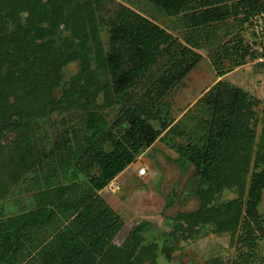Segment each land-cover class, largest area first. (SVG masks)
<instances>
[{"label": "trees", "instance_id": "16d2710c", "mask_svg": "<svg viewBox=\"0 0 264 264\" xmlns=\"http://www.w3.org/2000/svg\"><path fill=\"white\" fill-rule=\"evenodd\" d=\"M147 1L179 20L183 40L115 0H0V140L4 131L12 134L6 145L0 142V197L14 186L29 192L31 204L16 211L11 207L17 199L0 205V264L153 261L157 244L145 241L146 222L133 227L140 233H132L124 247L105 253L124 220L99 191L158 137L178 152L182 169L184 163L193 166L199 200L193 210L176 211L163 235L180 242L194 239L191 224H209L216 233L239 226L236 241L246 247L239 256L253 259L254 230L262 232L264 219L258 212L264 112L257 131L248 121L247 92L220 78L177 120L166 97L199 62L198 49L208 52L217 77L262 55L240 31L247 21L252 26L263 0ZM64 19L77 26V33L70 32L81 42L62 56L44 38ZM86 26L93 32L89 39ZM71 57L78 70L63 80L59 69ZM45 58L55 63L52 71ZM55 88L61 99L52 95ZM100 91L103 101L96 104ZM108 107L109 117L101 112ZM55 109L80 114L40 129ZM225 188L237 196L220 200ZM172 249L164 245L160 251Z\"/></svg>", "mask_w": 264, "mask_h": 264}, {"label": "rangeland", "instance_id": "374dc122", "mask_svg": "<svg viewBox=\"0 0 264 264\" xmlns=\"http://www.w3.org/2000/svg\"><path fill=\"white\" fill-rule=\"evenodd\" d=\"M115 1L123 3L135 11L149 17L159 25L166 27L180 40H183V33L180 30L181 23L179 20L176 17L167 16L161 13L147 0ZM262 18H264V15ZM244 26V29L240 31L244 42H247L252 47L260 45V40L257 38L255 39L251 30L250 21H247ZM76 29L77 26L74 27L73 23L68 19H64L58 29L54 30L52 35L50 34V36H46L44 39L49 45H52V47L55 46V49L60 52V55H69L71 53H69V50L76 49L81 42L80 38L73 35V33L78 31ZM88 29L89 27L86 26V30ZM70 31H73V33ZM85 32H87L85 37L87 36L88 39L91 38L92 35L90 34L93 33L91 29ZM98 34L102 43L105 45L104 32L100 30ZM198 51L202 55L199 62L186 75L182 84L172 89L166 97L167 101H169L170 111L174 119L177 120L184 110L189 107L205 89L220 78L247 92L245 101L248 121L253 128L258 131L260 126L259 118H261V115L264 112V64H262L264 62L256 59L248 60L246 63L232 67L228 72L217 77L215 70L211 65L208 52L205 49H198ZM262 55L264 57V52H262ZM53 65H55V63H47L45 58L44 66L48 71H52ZM59 70L61 78L63 80L68 79L70 75L77 72L78 60L71 57V59H68L64 65H61ZM52 95L59 99L61 96L60 88L53 89ZM102 101L103 95L102 91H100L95 97V103L100 104ZM68 112L69 113H60L58 109H55L49 113L48 117H46L49 119L45 118V122L38 124V127H40V129L43 127L49 128L53 123H58V126H62V119L65 120L70 116L78 118V114H80H75L77 112H74L73 110H69ZM101 112L107 113L109 117L112 116L113 110L108 107L103 108ZM11 139L12 134L9 131H4L0 142L3 145H6ZM169 139H173V141L177 143L186 142L185 136L179 137L170 135ZM153 150L154 148L149 150V152L154 153L155 150ZM170 153H175V157L178 156L177 158L181 157L175 152L174 148L170 150ZM174 158H165V161H162L161 163L162 168L156 165V170L160 176L155 181L147 182L145 184V182L142 180L141 182L138 177H135L137 179H135L136 181L133 178L132 182L126 187L127 192L125 191V193L130 194L126 197H123L125 196L123 192L121 195L119 193L121 190V180L117 177H115V181L118 182L119 188H116L114 191H109L106 188L108 192L115 193L113 195H116V203L119 204L117 209L124 218L125 225L113 237L110 245L105 249V253H111L112 251L114 252L113 249L124 247L127 242L126 240H129L132 233L136 232L134 231L136 228L134 229L133 227L146 222L148 224L150 223V229L144 232L147 239L145 241H155L158 251L153 261L145 260L142 264H262V258L264 259V219L261 220L263 227L262 232H259L257 229L254 230V234L257 235V246L254 251V257L251 260H245L239 256V253H245L246 251V247L240 246L236 241L237 235L241 233L239 226L233 232L216 233L210 229L209 224L198 226L191 224L190 228L193 232H196L194 239L193 237H188L186 241L182 240L180 242H177L171 236L167 237L163 235L164 232H168L173 226V220L170 217L176 211L193 210L199 203L198 197L195 194L197 181L193 176V166L189 163H184V166L182 165L184 169H182V159H180V163V161ZM141 161L142 160H140V162ZM140 166L144 165L137 162L135 164L136 170ZM3 175L4 174L1 176L0 183L5 180ZM145 179L146 178H144V180ZM135 183L137 185L134 187ZM28 193V191L25 193L18 191L17 187L13 186L10 192L2 193V197H0V205L4 206L8 201L13 202L17 199V202L13 204L15 207H11L12 211L19 210L20 208L27 209L31 206L30 202H28ZM236 196V190L225 188L221 191L218 197L221 200L234 198ZM158 197L162 200L170 201L167 208L160 210L157 203L153 201V199H159ZM116 203H113L112 205L115 207L117 206ZM258 212L260 217L263 218L264 190L262 191V197L258 205ZM138 233H140V231L136 232L135 235ZM164 245H172L173 249L169 252H161L160 248Z\"/></svg>", "mask_w": 264, "mask_h": 264}, {"label": "crops", "instance_id": "0c3cea01", "mask_svg": "<svg viewBox=\"0 0 264 264\" xmlns=\"http://www.w3.org/2000/svg\"><path fill=\"white\" fill-rule=\"evenodd\" d=\"M154 148V153H150L149 150H151L152 148ZM173 148L168 145V143L165 142V140L160 139L159 137L156 138L153 143L147 147L140 155H138V157L136 158L135 161H133L132 163H130L126 168H124L120 173H118L115 177L119 178V180H121V185H120V195L123 194L126 197L130 194L125 193L126 191V187L127 185H129V183L132 182L133 178L134 180L136 179L135 177H138L139 180L145 182V184L147 182H151V181H155L160 174L158 173V171L156 170V165L162 168V161H165V158H174L175 157V153L172 154L170 153V150H172ZM168 150V151H167ZM175 152L178 154V152L175 150ZM171 156V157H170ZM178 156H176L174 159H178ZM140 158V159H139ZM140 160H142L140 162ZM179 161V160H178ZM139 162L141 164H143L146 168V171L144 174H138L135 164ZM114 177V178H115ZM144 178H146L144 180ZM137 180V179H136ZM135 180V181H136ZM141 181V182H142ZM155 183V182H154ZM137 184L135 183L134 187ZM133 186V185H132ZM133 187V189H134ZM119 188V187H118ZM106 187L103 188L101 191H99V193L102 195V197L106 200V202L119 214L121 215V213L118 211L117 207H119V204L116 203V195L114 196L113 194L115 193H110L107 191ZM105 191V192H104ZM118 191V190H117ZM116 191V192H117ZM104 192V193H103ZM127 192V191H126ZM114 196V197H113ZM162 196V195H161ZM156 198V197H155ZM159 198V197H158ZM110 199V200H109ZM121 199V198H120ZM153 201H155L157 203V205L159 206L160 210L163 207L164 204V200L162 199H153ZM113 203H116L117 206L114 207V205H112ZM122 217V216H121ZM123 218V217H122ZM124 220V218H123ZM125 225V222H124ZM123 225V226H124Z\"/></svg>", "mask_w": 264, "mask_h": 264}, {"label": "built area", "instance_id": "2783aa9c", "mask_svg": "<svg viewBox=\"0 0 264 264\" xmlns=\"http://www.w3.org/2000/svg\"><path fill=\"white\" fill-rule=\"evenodd\" d=\"M264 4V3H263ZM264 15V7L261 11L253 15L251 23H252V31L255 36V38L259 39L261 44L254 46L255 49L258 50V52H264V18L262 16ZM256 60L258 61H264V57L260 55ZM146 171L145 166H140L137 168L138 174H144ZM119 187V184L117 181H115V178L111 179L108 184L106 185V188L109 191H114L116 188Z\"/></svg>", "mask_w": 264, "mask_h": 264}]
</instances>
